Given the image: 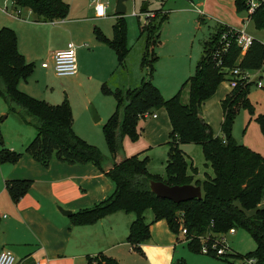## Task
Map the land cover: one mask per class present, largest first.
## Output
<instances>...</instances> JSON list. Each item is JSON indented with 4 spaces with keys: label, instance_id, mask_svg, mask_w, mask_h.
<instances>
[{
    "label": "trees",
    "instance_id": "trees-1",
    "mask_svg": "<svg viewBox=\"0 0 264 264\" xmlns=\"http://www.w3.org/2000/svg\"><path fill=\"white\" fill-rule=\"evenodd\" d=\"M12 1L14 10L30 9L37 22L62 19L69 12V4L64 0ZM234 5L237 11L243 9L242 0H234ZM153 12L154 15L147 18L140 28V32L146 35V53L151 51V59L148 61L150 75L157 58L154 46L160 42V27L167 17L161 9ZM252 21L256 29H264V5L252 15ZM230 28L231 26L218 23L203 42V54L196 63L195 72L184 82L188 86L187 103L180 101V91L163 100L157 88L147 80L135 88L113 90L116 107L102 127L111 159L107 169H104L103 163L106 160L99 150L74 133L72 110L66 98L59 104H50L18 88L19 81L25 80L33 72L34 64L26 62L18 51L16 33L8 27L0 28V97L6 103L8 112L15 113L23 123L32 125L36 130L23 152L44 166L52 158L69 164L90 162L113 183L112 192L102 201L71 213L72 224H92L116 211L132 213L134 219L129 225L126 240L137 250L150 237L144 212L151 209L154 221L164 219L174 234H178L181 228L186 229L185 240L191 250L199 252L201 242H204L210 249L208 254L213 256H217L215 249H212L213 245L228 248L221 237L229 229L243 228L255 242V248L239 257L252 259L253 264H264V207L259 206L264 196V156L237 143L232 135L237 112L250 105L248 93L253 83L239 82L221 100L220 135L214 136L209 124L197 116L201 103L214 93L219 83L227 80L228 70L234 67L256 70L264 64V43L256 38H253L243 55L232 40L219 58L214 57L215 51L221 46V33ZM112 29L113 37L109 39L95 28L96 38L114 50L118 64L121 65L127 52L126 23L123 16L116 18ZM218 59L220 64H217ZM145 60L143 57L142 61ZM162 107L171 123L165 180L148 171L147 157L125 156L122 142L125 136L132 141L137 140L140 133L139 118ZM256 120L264 135V112ZM187 143L201 146L213 176L207 175L203 180L195 179L197 170L192 164L189 166L180 149V145ZM21 155L22 152L7 148L0 134V163H16ZM188 167L191 173H188ZM151 180H159L168 185H199L202 197L175 203L157 197L150 190ZM28 184L26 180L5 182L13 200L25 193ZM177 210L179 214L176 213ZM249 210H254V213L247 215ZM231 255L236 256L233 253ZM87 264L119 263L100 252L87 256ZM174 264L185 262L178 261Z\"/></svg>",
    "mask_w": 264,
    "mask_h": 264
},
{
    "label": "rangeland",
    "instance_id": "rangeland-1",
    "mask_svg": "<svg viewBox=\"0 0 264 264\" xmlns=\"http://www.w3.org/2000/svg\"><path fill=\"white\" fill-rule=\"evenodd\" d=\"M64 1L69 6L73 2L74 7L91 2V0ZM103 1L108 3L107 12L112 14L115 0ZM201 1L134 0L137 13L140 12L142 2H146L149 9H161L167 14L160 27V42L154 46V53L157 58L153 63L151 75L148 68L151 51L146 53V35L140 32V28L146 23L145 18L144 16L139 18L131 15L129 12L132 10V2L128 1V10L123 15L126 23L127 52L121 65L118 64L116 57V63L114 62L106 76L107 82H99L96 77L88 78L86 75L77 78V83L73 84L72 88L63 90L61 85L65 81L70 82L72 77L57 76L51 63L49 68H42L40 66L41 60H35L33 72L25 80H20L19 85L23 88H33L34 95L28 93L29 95L50 104H59L66 98L72 110L74 133L87 143L94 145L105 160L109 159L110 152L102 127L115 110L116 101L112 92L116 85L121 89L135 88L142 81L147 80L157 88L163 100L173 97L180 91V101L187 103L189 93L188 86L184 85V82L194 74L196 63L203 54V42L210 36L215 25L223 23L236 28L243 26L242 19L246 17V14L242 10L237 11L235 9L233 0H208L206 6L201 5ZM10 4L11 1H8L9 10H11ZM2 6L3 0H0V7ZM27 13L28 9L22 8L21 17H26ZM201 14L205 15L206 19L199 26ZM3 16H8V14L0 10V25L4 21ZM28 18L33 19V15L31 14ZM114 21L113 18L103 21L104 26L110 28ZM246 31L264 43V29H256L252 20L249 22ZM55 43L57 40L49 41L44 34L36 41L37 51L34 59H38ZM88 45L90 46V44ZM143 57L146 59L145 62L142 61ZM262 68H264V64ZM92 73L95 75L97 71ZM49 84H53L55 87L53 91L48 88L50 87ZM229 89L227 81L224 80L219 83L214 93L201 103L204 121L209 124L214 136L220 135L222 121L220 100ZM248 98L250 105L240 108L235 116L232 135L237 143L243 144L264 156V135L256 120L257 116L264 112V85L253 83L249 89ZM93 112L98 117L97 120L93 119ZM153 113L157 114V119L151 118V115L139 118L140 133L137 140L132 141L127 136L123 138V152L127 157L132 155H138L139 158L147 157L148 171L165 180L169 150L167 141L171 131V123L165 108L162 107L150 112V114ZM35 131L32 125L24 124L15 113L8 112L6 103L0 97V134L7 148L18 146L21 143L26 144L33 138ZM180 149L189 166L192 164L196 168L195 175L199 180H203L207 175L213 176L212 168L206 164L200 145L187 143L180 145ZM105 165L106 161L103 163V166ZM191 172L190 167H188V173ZM259 206L264 207V196ZM253 211L249 210L246 213L252 215ZM176 213L179 214V211L177 210ZM153 217L151 209L144 212V220L149 225V232H151V228L154 229L159 224L157 223L159 221H154ZM179 235L182 239L179 238L177 242L175 240L172 264L178 261H184L185 264H250L239 255L243 256L255 248V242L243 228H237L233 234L228 232L225 234V243L228 248H225L226 254L221 257L191 250L185 241V235ZM232 253L236 256L232 257ZM14 256L18 261V256L15 254Z\"/></svg>",
    "mask_w": 264,
    "mask_h": 264
},
{
    "label": "crops",
    "instance_id": "crops-1",
    "mask_svg": "<svg viewBox=\"0 0 264 264\" xmlns=\"http://www.w3.org/2000/svg\"><path fill=\"white\" fill-rule=\"evenodd\" d=\"M8 1L3 0V6L0 7L3 13L8 14L3 16L4 21L0 26L8 27L16 33L18 51L26 62L34 64L41 60L40 66L44 62L50 64L55 51L73 42L76 45L77 72L71 75L70 82L61 83V89L72 88L77 78L86 75L88 78L96 77L99 82H107L106 76L116 63L117 56L111 47L96 38L95 28L111 39L112 26L117 18L113 13L106 12V16L98 17L90 1L79 7H74L72 2L65 18L37 22L28 8H25L28 9L26 17H21L22 9L20 17L14 16V7L11 3L9 10ZM207 1L202 0L201 5L206 6ZM3 7H6V11ZM30 13L33 19L28 18ZM201 15L199 26L206 19L205 15ZM112 18L115 21L110 28L105 27L103 21ZM44 34L49 41L57 40V43L38 59H34L36 41ZM94 71H97V76L92 73ZM49 86L51 91L55 89L53 84ZM18 88L34 95L31 87L23 88L18 83ZM117 88L120 87L116 85ZM153 114L155 116L151 118L157 119V114ZM26 144L10 146V150L22 152L16 163H0V213L7 215L0 219V251L7 249L18 256L16 264H87V256L100 252L116 259L119 264H172L175 240L177 242L182 237L180 232L174 234L164 219L158 220L156 228H151L150 237L137 250L126 240L129 225L134 219L132 213L116 211L92 224H72L70 216L61 214L59 208L73 213L93 206L112 192V181L90 162L69 164L52 158L44 166L23 152ZM110 164L111 159H106L104 169ZM7 180H26L29 182L28 188L17 200H13L5 186Z\"/></svg>",
    "mask_w": 264,
    "mask_h": 264
},
{
    "label": "built area",
    "instance_id": "built-area-1",
    "mask_svg": "<svg viewBox=\"0 0 264 264\" xmlns=\"http://www.w3.org/2000/svg\"><path fill=\"white\" fill-rule=\"evenodd\" d=\"M12 5L13 1L10 0ZM132 2V10L129 12L131 15L136 17L144 16L145 22L147 21V18H150L154 15L153 10H150L146 8L145 10L142 9L143 4L140 7V12L137 13L134 6V0H122V3L124 4L126 11L127 8V2ZM243 2V9L242 11L245 12L246 17L242 19V27L236 28L231 27L230 29L224 31L221 33L220 36V48L215 51L214 57L219 58L221 53L225 52L230 45L231 41H235V44L240 48L241 55H243L248 47L252 44L253 36L249 33H247L246 28L249 24V22L252 20V15L262 6L264 5V0H242ZM91 3L94 5L96 10V15L98 17H104L106 16L108 3L104 2L103 0H91ZM116 0L114 1L113 7H115ZM3 10L6 11V7H3ZM124 12V13H125ZM21 9H13L12 14L14 16L20 17ZM123 14H119L113 11V15L123 16ZM221 61L218 59V63L220 64ZM49 65L48 62H44L41 64L42 67H47ZM51 66L54 71V73L57 76H71L76 74L77 72V59H76V45L73 42H68L66 47L61 50H57L52 55V61ZM227 83L229 87L232 89L234 88L239 82L241 83H255L256 85H264V68H259L256 70H247V69H241L239 67H234L228 70L227 72ZM151 115L155 116V114L147 113L144 115ZM7 215L5 213H0V219L6 218ZM235 232V229L231 228L228 230L229 234H233ZM180 233L182 235L186 234V229L181 228ZM221 241L225 243V236L221 237ZM202 245L200 247V251L203 253H208L210 250L207 244L204 242H201ZM212 249H215V254L217 256H223L226 254V250L223 248H218L216 245H213ZM250 264L253 263L252 259L247 260ZM0 264H16V259L12 252L10 250L4 249L0 251ZM34 264H48L47 262H37Z\"/></svg>",
    "mask_w": 264,
    "mask_h": 264
},
{
    "label": "water",
    "instance_id": "water-1",
    "mask_svg": "<svg viewBox=\"0 0 264 264\" xmlns=\"http://www.w3.org/2000/svg\"><path fill=\"white\" fill-rule=\"evenodd\" d=\"M147 8V4L144 3L142 9L145 10ZM126 11L122 0H116V4L114 7V12L123 14ZM198 118H202L201 111L198 110ZM93 119L97 120L98 117L93 112ZM150 190L160 198L169 199L175 203L185 202L188 200H192L194 198H201L202 191L199 185L194 184H182V185H168L159 180H151L149 183ZM61 214L70 216L71 212L69 210H64L59 208Z\"/></svg>",
    "mask_w": 264,
    "mask_h": 264
}]
</instances>
